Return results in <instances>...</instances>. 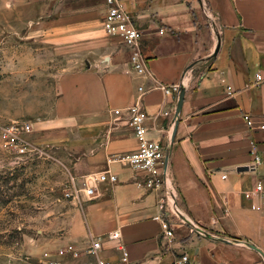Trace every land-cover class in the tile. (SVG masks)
<instances>
[{"label":"crops","instance_id":"obj_1","mask_svg":"<svg viewBox=\"0 0 264 264\" xmlns=\"http://www.w3.org/2000/svg\"><path fill=\"white\" fill-rule=\"evenodd\" d=\"M24 1L40 3L48 16L55 0ZM123 2L142 32L141 72L129 47L104 31L103 0H62L59 17L40 26L53 47L67 52L46 142L76 145L69 154L82 171L117 176L115 183L96 184L93 197L84 195L87 241L118 231L119 240L105 241L99 256L116 261L121 244L125 264H171L181 250L193 264H264V209L253 210L245 196L264 179V0ZM256 73L263 81H254ZM173 85L183 91L177 113L176 95L164 94ZM133 103L149 115L148 136L168 145L167 172L179 194L164 213L175 230L172 249L153 218L162 191L143 186L141 171L109 161L137 147L131 127L113 112ZM251 150L261 164L238 170L250 164ZM193 225L206 235L193 232ZM86 234L70 240H86ZM88 242L77 245L78 258L65 254V264H95L86 254Z\"/></svg>","mask_w":264,"mask_h":264},{"label":"rangeland","instance_id":"obj_2","mask_svg":"<svg viewBox=\"0 0 264 264\" xmlns=\"http://www.w3.org/2000/svg\"><path fill=\"white\" fill-rule=\"evenodd\" d=\"M39 6L0 1V127L11 120L26 121L28 137L39 149L16 162L14 153L0 145V264H46L55 256L65 264L68 245L78 248L88 242L87 197L80 190L69 192L73 186L82 188L80 175L92 171H82L69 154L76 145L46 142L67 52L53 47L40 26L57 19L63 4L55 0L48 16ZM85 234L86 240H70Z\"/></svg>","mask_w":264,"mask_h":264},{"label":"built area","instance_id":"obj_3","mask_svg":"<svg viewBox=\"0 0 264 264\" xmlns=\"http://www.w3.org/2000/svg\"><path fill=\"white\" fill-rule=\"evenodd\" d=\"M105 11L102 16V27L110 36H116L129 47L131 51L130 60L133 68L137 72L145 70V60L140 51V40L142 32L136 27L132 14L126 9L123 0H103ZM255 82L263 81V77L255 74ZM232 92L231 86H226V93L230 95ZM178 86L164 88L166 96L176 95L178 97ZM114 115L119 119H125L131 127L133 135L137 141V147L130 151H125L119 154L112 155L109 161H117L126 165L133 170L143 173V184L149 189L159 188L162 194L158 198V207L160 212L154 215V219L158 221L162 237L165 239V245L172 249V245L177 241L175 236L174 226L171 221L164 215L166 205L175 204L179 194L167 172V162L165 160L168 151L167 142L148 136L149 129L146 121L149 117L145 109L138 103H133L127 106L124 110L114 109ZM169 111H163V116H168ZM247 126L252 127V120L248 114L242 115ZM259 128L264 129V124ZM31 127L26 121L11 120L0 127V145L3 150L14 153V161L24 162L38 152V147L29 139ZM252 160L247 165V170L256 171L261 164V156L259 153L250 151ZM221 179L225 175L220 176ZM82 188L75 189L69 192H78L79 190L87 197H93L96 184L102 182L115 183L117 176L109 171L91 173L90 175L82 176ZM71 182L74 185L75 177L71 176ZM247 198L253 199L251 208L253 210L264 209V179H258L252 186V190L245 195ZM191 230L199 235L205 236L207 231L201 225H193ZM120 238L118 231H113L105 235L92 236L86 248V254L94 258L95 264H125L127 262V253L120 245L116 247L121 251L120 257L116 261H108L99 256L103 250L105 241H118ZM116 243V242H115ZM77 248L72 245L66 247L64 254H69L73 258H78ZM46 264H62L59 259L49 257ZM83 264H87L84 262ZM171 264H193V260L189 253L184 250L175 253Z\"/></svg>","mask_w":264,"mask_h":264},{"label":"water","instance_id":"obj_4","mask_svg":"<svg viewBox=\"0 0 264 264\" xmlns=\"http://www.w3.org/2000/svg\"><path fill=\"white\" fill-rule=\"evenodd\" d=\"M218 47H219V40L217 42L216 50L218 49ZM182 101H183V91L179 90L178 97H177V102H176V107H175V112L176 113L180 110ZM167 154L168 153H166L165 160H167L166 159L167 158ZM238 170H240V171L241 170H247V167H245V166L244 167H239Z\"/></svg>","mask_w":264,"mask_h":264}]
</instances>
